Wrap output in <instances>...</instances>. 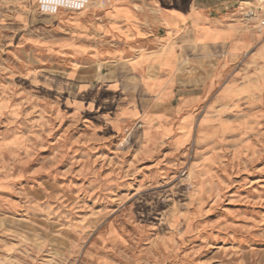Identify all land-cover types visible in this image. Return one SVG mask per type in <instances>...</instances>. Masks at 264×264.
Segmentation results:
<instances>
[{"label": "rangeland", "instance_id": "1", "mask_svg": "<svg viewBox=\"0 0 264 264\" xmlns=\"http://www.w3.org/2000/svg\"><path fill=\"white\" fill-rule=\"evenodd\" d=\"M36 1L0 5V264H264V59L246 97L177 144L117 116L106 44L95 59L59 46L76 26L111 31L120 6ZM235 1L243 19L252 0L211 3Z\"/></svg>", "mask_w": 264, "mask_h": 264}, {"label": "crops", "instance_id": "2", "mask_svg": "<svg viewBox=\"0 0 264 264\" xmlns=\"http://www.w3.org/2000/svg\"><path fill=\"white\" fill-rule=\"evenodd\" d=\"M4 1L19 0H0V5ZM160 1L153 0L155 12H150L140 6L144 0H131L133 5L113 0L120 10L111 16V31L76 26L75 36L67 35L59 46L95 59V50L106 44L103 56L113 64L106 88L114 94L117 116L138 117L178 144L200 129L202 113L246 97L252 85L240 80L246 81L252 65L264 59V30L249 25L258 20L240 17L236 1L226 6L212 0H162V7ZM252 2L241 10L254 8L264 18V0Z\"/></svg>", "mask_w": 264, "mask_h": 264}, {"label": "built area", "instance_id": "3", "mask_svg": "<svg viewBox=\"0 0 264 264\" xmlns=\"http://www.w3.org/2000/svg\"><path fill=\"white\" fill-rule=\"evenodd\" d=\"M90 0H37V8L41 13L52 14L60 9L81 10ZM245 20H258L260 27H264V18L259 17L257 10L249 8L243 11Z\"/></svg>", "mask_w": 264, "mask_h": 264}]
</instances>
